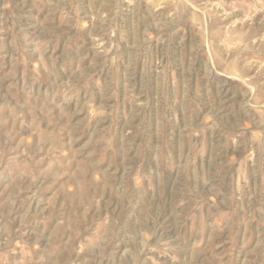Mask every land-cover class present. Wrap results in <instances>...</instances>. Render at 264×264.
Returning <instances> with one entry per match:
<instances>
[{
    "label": "rangeland",
    "instance_id": "rangeland-1",
    "mask_svg": "<svg viewBox=\"0 0 264 264\" xmlns=\"http://www.w3.org/2000/svg\"><path fill=\"white\" fill-rule=\"evenodd\" d=\"M0 264H264V0H0Z\"/></svg>",
    "mask_w": 264,
    "mask_h": 264
}]
</instances>
